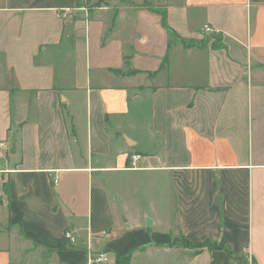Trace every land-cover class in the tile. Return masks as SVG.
Here are the masks:
<instances>
[{
	"label": "crops",
	"instance_id": "1",
	"mask_svg": "<svg viewBox=\"0 0 264 264\" xmlns=\"http://www.w3.org/2000/svg\"><path fill=\"white\" fill-rule=\"evenodd\" d=\"M93 1L0 0V264H264V0Z\"/></svg>",
	"mask_w": 264,
	"mask_h": 264
},
{
	"label": "rangeland",
	"instance_id": "2",
	"mask_svg": "<svg viewBox=\"0 0 264 264\" xmlns=\"http://www.w3.org/2000/svg\"><path fill=\"white\" fill-rule=\"evenodd\" d=\"M88 1L91 3V0ZM93 2L94 4H96V2L98 1L95 0ZM130 180H132V184L130 186L131 190L124 192L125 198H127L126 201L134 204L136 208H139L141 210L147 209L150 216L152 215L153 217H155L157 215H160L163 219H166V211L159 208V206L163 203V201H161V197L164 196V194L167 192V195H169L168 201H171V195L173 194H169L170 191L165 186V184H163L164 178L162 179L158 175L154 174H139L135 177L130 178ZM127 182H129V179H127ZM155 182L157 183L154 184ZM152 205L156 206V212L151 209ZM155 235L157 238H164V234L161 232H158V234L155 233ZM129 239H127V241L130 242V245L144 246L150 244V237L146 238L144 235L136 234L135 232H131V236ZM178 241L182 242L180 240ZM181 244L182 243H180V245ZM154 250L155 249L153 248H149L145 253L141 251L134 253L132 264H179L177 261H175V258L173 257L174 254H166L164 253V250L159 252ZM112 255L110 257L108 256L107 262H114L115 255ZM107 262H105V264H107Z\"/></svg>",
	"mask_w": 264,
	"mask_h": 264
},
{
	"label": "built area",
	"instance_id": "3",
	"mask_svg": "<svg viewBox=\"0 0 264 264\" xmlns=\"http://www.w3.org/2000/svg\"><path fill=\"white\" fill-rule=\"evenodd\" d=\"M205 32H214V30L210 26H205ZM141 160V156L138 154H134L131 156L132 167L136 168L137 163ZM59 183V179L55 180V184ZM66 238L70 240V242H74L75 239L71 236V233H66ZM108 261V254L106 252L101 253H90L88 257V264H101Z\"/></svg>",
	"mask_w": 264,
	"mask_h": 264
},
{
	"label": "trees",
	"instance_id": "4",
	"mask_svg": "<svg viewBox=\"0 0 264 264\" xmlns=\"http://www.w3.org/2000/svg\"><path fill=\"white\" fill-rule=\"evenodd\" d=\"M180 243H182V244L180 245ZM170 245H171V247H185V248H191V249H202L203 247H209V248H212V249H218V247L213 248V246H211L210 242L194 245V244H192V243H190L188 241L179 242L178 240H176V241L172 242V244H170ZM130 256L124 257L122 260H119V262L128 263L130 258H131Z\"/></svg>",
	"mask_w": 264,
	"mask_h": 264
}]
</instances>
